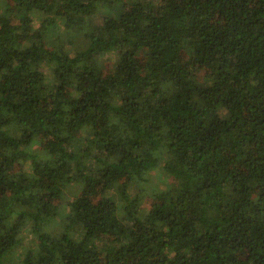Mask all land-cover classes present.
<instances>
[{
    "label": "trees",
    "instance_id": "obj_1",
    "mask_svg": "<svg viewBox=\"0 0 264 264\" xmlns=\"http://www.w3.org/2000/svg\"><path fill=\"white\" fill-rule=\"evenodd\" d=\"M18 255L264 264V0H0V264Z\"/></svg>",
    "mask_w": 264,
    "mask_h": 264
},
{
    "label": "rangeland",
    "instance_id": "obj_2",
    "mask_svg": "<svg viewBox=\"0 0 264 264\" xmlns=\"http://www.w3.org/2000/svg\"><path fill=\"white\" fill-rule=\"evenodd\" d=\"M129 1H131V0H129ZM104 21H106V19H104ZM36 26H37V25H36ZM107 61H108V60H107ZM106 69H108V68H106ZM105 72L108 73L109 70H106ZM170 182H172V180H170ZM158 184H159V186L162 187V188H166V186H167L163 180H159ZM98 194H99V197H100V196H103L102 192H99ZM54 204H56V202H52V204H50L49 206H47V209H49V210L51 211V210L54 208ZM63 206H64V209H65V205H63ZM63 212H64V211H63ZM63 212H60V213L62 214ZM49 213H50V212H49ZM18 256H19V259L16 260L15 264H25L24 261H22L23 258H22L20 255H18Z\"/></svg>",
    "mask_w": 264,
    "mask_h": 264
}]
</instances>
